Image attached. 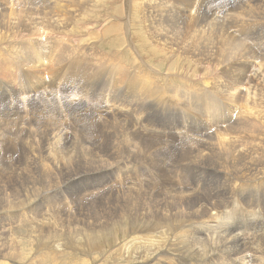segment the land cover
<instances>
[{"label":"rangeland","instance_id":"1","mask_svg":"<svg viewBox=\"0 0 264 264\" xmlns=\"http://www.w3.org/2000/svg\"><path fill=\"white\" fill-rule=\"evenodd\" d=\"M92 1L93 3L91 0H0V198L3 195H10L7 192L23 194L22 199L24 195L30 198L27 203L29 205L24 208H21L17 201L0 204V209H13L0 217V245L5 249L3 253L0 252V263L126 264L132 260L139 262L137 258L140 255L148 260L150 254L157 251L165 255L161 260L169 264H179V257L187 255L192 260L187 264H208L202 260L207 254L212 253L211 248L203 252L200 248V251H193V247L179 248L178 244L184 239L190 243L191 240L197 242L198 237H201L200 227L193 222V224L189 223L191 218L186 217V211L198 209L201 210L200 213H204L205 209L216 208L220 209V212L214 213L213 219L209 216L207 219L206 212L203 215L205 223L208 221V226L210 223L214 226L212 230L210 229L211 234L221 232L220 227L215 223L224 225L221 224L224 218L227 223L226 213L235 215L234 217L238 214L236 223L244 219L242 215L244 212H247L246 216L249 213L261 216L262 222L258 221L259 224L254 226L246 225V231L242 234L246 243L245 248L248 250L244 249L247 258L243 259L240 254L238 262L234 263L233 258H229L225 263L264 264V157L252 148L254 143L259 144V147L264 146V124L259 122L257 129L253 131V124L245 123L248 127H252L253 132H250L247 126L246 128L240 126L242 118L238 116L242 106L247 109L251 105L253 108H248V112L254 110V113L250 112L254 116L258 115L255 117H264V70L258 75L254 73V68L258 66L260 70L264 69L262 66L264 65V62L262 63L264 61V0H260L261 2L259 0H245V2L244 0H144V3L138 2L140 0ZM52 4H55V7L50 9ZM10 6L13 7L9 9ZM65 6L68 7V11ZM158 7L161 9L159 10ZM40 9L43 14L47 9L46 17L42 16ZM53 10L57 12L58 19L64 10L69 15L72 25L68 28L71 31L67 33L68 36H63L61 30L56 34L41 30L42 26L51 23L53 17L57 18ZM234 10L243 18L231 14ZM37 11L40 16L36 14ZM25 13L29 16L28 20ZM230 14L234 17L232 18ZM42 18H45L44 22ZM47 19L51 21L48 22ZM237 19H240L239 23L245 20L244 24L241 22L240 25ZM124 30L128 32L127 37H130L128 44H123V37L127 33ZM39 31H42L41 35ZM20 34L24 37L23 35L20 37ZM9 39L11 42L8 41ZM163 41H167L166 45L171 53L157 52ZM39 42L42 44V49L47 48L46 57L39 52L37 46ZM3 47L5 49H2ZM172 48L175 49H173L175 54L171 51ZM215 50L217 55L213 53ZM224 53L226 58L223 57ZM256 55L259 57V63L258 61L254 63L258 58ZM230 56L234 57L230 59L233 60L231 64ZM186 58L189 61H186ZM120 61L122 64L135 61L143 66L146 65L147 69H152L151 74L157 71L158 75L155 74L154 77L159 79V85L156 86L151 78L143 75L138 69L136 73L128 72ZM50 62L53 63L52 66ZM174 62L176 64H173ZM216 66L220 67L216 69ZM257 80L260 82L258 87L261 85V88L259 87L255 98H258L259 102L253 97L251 99L254 90L249 88L251 82H258ZM211 81L220 84L219 94H215L216 92L210 88L213 95H209L206 90L193 86ZM135 82L140 91L136 95L146 103L142 100L140 103L136 101L132 89L126 88L129 83L136 87ZM36 83L43 87L30 89V85ZM166 85H170V88L164 90L162 87ZM233 86L235 87L232 89ZM243 86L248 88L246 91L248 104L242 101L243 96L237 91ZM227 87L234 90V107L226 103L224 89ZM17 89H19L18 95L9 99V90L14 93ZM4 91H6L5 95H3ZM239 95L241 97L240 99L238 97L237 101L240 103L236 102V96ZM254 101H257V106ZM259 103L262 105L261 107L259 105L260 110L257 109ZM238 105L240 107H237ZM89 111L93 116L95 115L92 122L76 121L74 113L78 115L80 112H85L87 117ZM216 112L220 115L213 122H208L207 118L213 117ZM138 114L142 116L136 119ZM62 134L66 137L73 135L72 138L75 139V143L78 142L82 150L73 148L69 144L71 142L66 141ZM258 135L262 136L263 145L260 143L262 138ZM54 137L57 138L54 140ZM242 139L245 141L243 142ZM257 149L260 151L261 148ZM47 150L55 153L57 158L55 161L61 159V163L54 165L52 159L48 158ZM81 154L86 159L85 164L73 166L69 163L68 155L77 157ZM33 166L36 167L37 174H42H34L30 179V176L25 175L35 172ZM68 167L73 170L70 173L74 175L92 169L95 171L94 168L99 170L81 174L82 178L76 183L64 188L63 184H60L61 177H64L62 176L64 172L66 175ZM214 170H221L228 177L216 179L211 176L217 173ZM34 178L38 182H32ZM49 179L55 184L58 183L54 190L49 193L41 190L38 196L33 195L34 189L43 188ZM216 182L229 184L230 186L227 185L229 188L232 186L228 198H219L220 202L222 200L221 205L218 204L219 199L209 198V195L217 190L214 185ZM165 200L173 201L181 221L180 218L171 215L168 209H161ZM176 202L187 203L189 207L178 208ZM232 223L233 220L228 223V227L239 231V228ZM168 224H171L170 227ZM189 226L193 230L192 235ZM155 227L159 230H155ZM248 233L250 236H247ZM251 242L256 246H252ZM57 245L59 249L53 251ZM177 248L179 250L175 251ZM225 254L223 251L222 255ZM218 261L224 262L219 256Z\"/></svg>","mask_w":264,"mask_h":264},{"label":"bare ground","instance_id":"2","mask_svg":"<svg viewBox=\"0 0 264 264\" xmlns=\"http://www.w3.org/2000/svg\"><path fill=\"white\" fill-rule=\"evenodd\" d=\"M18 1V0H17ZM28 1V0H27ZM58 1V0H57ZM79 1H81V0H79ZM90 1V0H89ZM101 1V0H100ZM129 1V0H128ZM153 1V0H152ZM151 1V2H152ZM190 1V0H189ZM257 1V0H256ZM69 2V1H68ZM91 2L93 3V1L91 0ZM127 2V1H126ZM138 2H141V3H144V0H140V1H138ZM166 2V1H165ZM244 2H245V0H244ZM253 2V1H252ZM259 2H261L260 0H259ZM59 3V2H58ZM71 3V2H70ZM114 3V2H113ZM116 3V2H115ZM148 3H150V2H148ZM168 3H171V2H168ZM173 3V2H172ZM254 3V2H253ZM45 4V3H44ZM56 4V3H55ZM55 4H52V7L50 8V9H52V8H54L55 6ZM59 4H61V3H59ZM109 4V3H108ZM121 4V3H120ZM133 4V3H132ZM156 4V3H155ZM244 4H246V3H244ZM250 4V3H249ZM248 4V5H249ZM256 4V3H255ZM11 5V4H10ZM42 5H43V3H42ZM42 5H41V7H42ZM51 5V4H50ZM57 5V4H56ZM111 5V4H110ZM130 5H131V3H130ZM134 5V4H133ZM137 5H138V3H137ZM171 5V4H170ZM242 5H243V3H242ZM247 5V4H246ZM252 5V4H251ZM47 6V5H46ZM54 6V7H53ZM63 6V5H62ZM88 6V5H87ZM13 7V6H12ZM11 6L9 7V9H11L12 8ZM43 7H45V6H43ZM50 7V6H49ZM58 6H56V8H57ZM90 7V6H89ZM92 7V6H91ZM138 7V6H137ZM150 7V6H149ZM153 7H154V5H153ZM248 7V6H247ZM259 7V6H258ZM24 8V7H23ZM22 8V9H23ZM38 8V7H37ZM45 8H47V7H45ZM62 7H60V9H61ZM86 8V7H85ZM126 8V7H125ZM133 8H135V7H133ZM151 8V7H150ZM163 8V7H162ZM167 8H169V7H167ZM39 9V8H38ZM49 9V10H50ZM65 9H66V11H68V7L67 6H65ZM82 9V8H81ZM137 9V8H136ZM135 9V10H136ZM156 9V8H155ZM158 9H159V7H158ZM161 9V8H160ZM159 9V10H160ZM249 9V8H248ZM47 10V9H46ZM46 10H45V14H43L44 12L40 9V11H42V16L44 15L45 17H46ZM55 10V9H54ZM53 10V13H55V11ZM57 10H58V8H57ZM62 10H63V8H62ZM83 10H84V8H83ZM88 10V9H87ZM133 10V9H132ZM139 10V9H138ZM168 10V9H167ZM166 10V11H167ZM256 10V9H255ZM260 10V9H259ZM2 11H4V8H3V10ZM7 11V10H6ZM6 11H5V13H6ZM13 11V10H12ZM23 11H26V10H23ZM58 11H60V10H58ZM66 11L64 10L63 11V13L62 14H60V19H58V16H57V12L55 13L56 14V16H57V18H54L53 16V19H52V21H51V25L50 24H48V22H49V20H48V22H46V24H48L47 26L46 25H44V26H42V28H41V30L43 31V32H45L46 33V31H50V33L52 32V33H54V34H56L57 33V31H59V30H61L62 32V35L63 36H68V34L67 33H70L71 31L70 30H68V28L72 25V22H71V20L69 19L70 17H69V15L66 13ZM82 11V10H81ZM150 11V10H149ZM156 11V10H155ZM169 11V10H168ZM181 11V10H180ZM239 11V10H238ZM32 12V11H31ZM36 12V11H35ZM50 12V11H49ZM48 12V13H49ZM85 12V11H84ZM87 12H89V11H87ZM135 12V11H134ZM236 12V10H234V12H232L231 14H233L234 13V15L236 14L235 13ZM245 12V11H244ZM258 12V11H257ZM9 13H11L10 11H9ZM12 13H14V12H12ZM50 13H52V11L50 12ZM124 13V12H123ZM131 13V12H130ZM138 13V12H137ZM143 13V12H142ZM154 13V12H153ZM179 13V12H178ZM198 13H199V11H198ZM15 14V13H14ZM24 14V13H23ZM30 14V13H29ZM31 14H35V13H31ZM36 14H38V11H37V13ZM40 14V13H39ZM38 14V15H39ZM81 14H84V13H81ZM126 14V13H125ZM147 14V13H146ZM175 14V13H174ZM186 14V13H185ZM193 14V13H192ZM230 14V15H231ZM4 15V14H3ZM21 15V14H20ZM25 15H26V13H25ZM53 15V14H52ZM58 15H59V13H58ZM71 15V14H70ZM130 15V14H129ZM131 15H132V13H131ZM136 15H138V14H136ZM157 15V14H156ZM161 15H162V13H161ZM160 15V16H161ZM230 15H229V17H230ZM8 16V15H7ZM18 16V15H17ZM26 16H28V15H26ZM40 16V15H39ZM38 16V17H39ZM48 16H50V15H48ZM47 16V17H48ZM77 16V15H76ZM126 16V15H125ZM125 16H124V18H125ZM151 16V15H150ZM149 16V17H150ZM153 16V15H152ZM251 16V15H250ZM33 17H35V16H33ZM32 17V18H33ZM38 17H35V18H38ZM69 17V18H68ZM78 17V16H77ZM204 17V16H203ZM231 17H232V15H231ZM234 17V16H233ZM232 17V18H233ZM235 17H240V18H243V16L241 17L240 16V13H237L236 15H235ZM7 18V17H6ZM13 18V17H12ZM24 18H26V17H24ZM28 18H29V16L27 17V20H28ZM41 18V17H40ZM49 18H51V16L49 17ZM142 18H144V17H142ZM148 18V17H147ZM245 18V17H244ZM43 19V22L45 21V18H42ZM77 20V18H74V20ZM79 19V18H78ZM181 19V18H180ZM205 19V21H206V18H204ZM217 19H219L218 17H217ZM231 19V18H230ZM249 19V18H248ZM248 19H246V20H248ZM26 19H25V21H27ZM33 20V19H32ZM73 20V21H74ZM81 20V19H80ZM125 20V19H124ZM147 20V19H146ZM221 20V19H220ZM232 20V19H231ZM230 20V21H231ZM236 20V19H235ZM238 20V23H239V20L240 19H237ZM251 20V19H250ZM254 20V19H253ZM256 20V19H255ZM6 21V20H5ZM13 21H14V19H13ZM12 21V22H13ZM19 21V20H18ZM36 21V20H35ZM34 21V23H37V22H35ZM37 21H38V19H37ZM42 20H40V22H41ZM164 21V20H163ZM223 21V20H222ZM243 21H245V20H243ZM243 21H241V22H243ZM249 21V20H248ZM16 22V21H15ZM32 22V21H31ZM30 22V23H31ZM128 22V21H127ZM151 22V21H150ZM191 22H192V19H191ZM215 22V21H214ZM221 22V21H220ZM224 22V21H223ZM240 22V23H241ZM256 22H258V21H256ZM19 23V22H18ZM33 23V22H32ZM115 23V22H114ZM125 23V22H124ZM160 23V22H159ZM166 23V22H165ZM213 23V22H212ZM216 23V22H215ZM219 23V22H218ZM234 23V22H233ZM239 23V24H240ZM15 25H17L16 23H14ZM28 24H29V22H28ZM122 24V23H121ZM141 24V23H140ZM152 24H153V22H152ZM172 24V23H171ZM192 24V23H191ZM223 24V23H222ZM243 24H244V22H243ZM251 24H252V22H251ZM13 25V24H12ZM19 25V24H18ZM27 25V24H26ZM41 25V24H40ZM74 25V24H73ZM158 25V24H157ZM162 25H164V24H162ZM208 25V24H207ZM219 25V24H218ZM217 25V26H218ZM224 25V24H223ZM241 25V24H240ZM248 25V24H247ZM28 26V25H27ZM36 26V25H35ZM34 26V27H35ZM39 26V24L37 25V27ZM100 26V25H99ZM123 26H124V24H123ZM129 26V25H128ZM135 26H137V25H135ZM143 26H145L144 24H143ZM191 26V25H190ZM202 26V25H201ZM231 26V25H230ZM237 26H239V25H237ZM18 27V26H17ZM17 27H16V29H17ZM25 27V26H24ZM41 27V26H40ZM79 27V26H78ZM142 27V26H141ZM148 27V26H147ZM195 27V26H194ZM233 27V26H232ZM259 27H262V26H259ZM5 28V27H4ZM72 28V27H71ZM70 28V29H71ZM129 28V27H128ZM150 28V27H149ZM237 28V27H236ZM13 29V28H12ZM29 29V28H28ZM31 29V28H30ZM79 29V28H78ZM191 29V28H190ZM210 29V28H209ZM214 29V28H213ZM231 29V28H230ZM38 30H40V28L38 29ZM126 30H128L127 29V27H126ZM126 30H124V31H126ZM143 30V29H142ZM201 30V29H200ZM206 30V29H205ZM226 30V29H225ZM232 30V29H231ZM233 30H234V27H233ZM6 31V30H5ZM14 31H15V29H14ZM31 31V30H30ZM35 31V30H34ZM41 31V32H42ZM186 31H187V29H186ZM190 31V30H189ZM192 31V30H191ZM202 31V30H201ZM207 31V30H206ZM222 31V30H221ZM6 32H8V31H6ZM11 32H13V31H11ZM36 32V31H35ZM38 32V31H37ZM40 32V31H39ZM41 32L39 33L40 35H41ZM60 32V31H59ZM82 32V31H81ZM127 32V31H126ZM125 32V33H126ZM145 31H143V33H144ZM199 32V31H198ZM212 32V31H211ZM216 32V31H215ZM223 32V31H222ZM20 33V32H19ZM31 33V32H30ZM101 33V32H100ZM156 33V32H155ZM161 33V32H160ZM200 33V32H199ZM198 33V34H199ZM214 33V32H213ZM17 34H18V32H17ZM24 34V33H23ZM23 34H20L19 36L21 37V35H23ZM32 34V33H31ZM37 34V33H36ZM35 34V35H36ZM43 34V33H42ZM53 34V35H54ZM128 32L126 33V35H124V37H123V44H128V42L130 41V37H127L128 35ZM159 34V33H158ZM188 34V33H187ZM190 34V33H189ZM203 34V33H202ZM206 34H208V32H206ZM205 34V35H206ZM16 35V34H15ZM14 35V36H15ZM71 35V34H70ZM204 35V36H205ZM212 35V34H211ZM13 36V37H14ZM84 36V35H83ZM144 36V35H143ZM208 36H210L209 34H208ZM222 36V35H221ZM225 36H226V34H225ZM23 37H24V35H23ZM31 37H32V35H31ZM82 37V36H81ZM114 37V36H113ZM145 37V36H144ZM193 37V36H192ZM195 37H197V36H195ZM211 37V36H210ZM134 38V37H133ZM170 38V37H169ZM219 38V37H218ZM87 39V38H86ZM146 39V38H145ZM200 39V38H199ZM30 40H31V38H30ZM85 40V39H84ZM144 40V39H143ZM154 40V39H153ZM152 40V41H153ZM173 40V39H172ZM188 40V39H187ZM210 40V39H209ZM231 40H233V39H231ZM1 41V40H0ZM2 41H3V39H2ZM8 41H10V39L8 40ZM39 41V40H38ZM88 41V40H87ZM100 41V40H99ZM98 41V42H99ZM132 41H133V39H132ZM131 41V42H132ZM136 41V40H135ZM145 41V40H144ZM190 41V40H189ZM195 41H196V38H195ZM219 41V40H218ZM224 41V40H223ZM226 41V40H225ZM5 42V41H4ZM11 42V41H10ZM126 42V43H125ZM167 42V41H166ZM166 42L165 41H163V43H161V47L158 49V48H155V49H158L157 50V52H160V53H163L164 54V52L165 53H168V52H170L169 51V49H168V47H167V45H166ZM213 42V41H212ZM216 42V41H215ZM231 42V41H230ZM234 42V41H233ZM238 42V41H237ZM1 43V42H0ZM79 43V42H78ZM159 43V42H158ZM203 43V42H202ZM207 43V42H206ZM210 43V42H209ZM222 43V42H221ZM221 43H219V44H221ZM236 43V42H235ZM239 43V42H238ZM16 44V43H15ZM43 44H44V42H43ZM98 44V43H97ZM195 44V43H194ZM213 44V43H212ZM223 44H224V42H223ZM240 44V43H239ZM96 45V44H95ZM150 45H152V44H150ZM172 45V44H171ZM204 45H206V44H204ZM208 45V44H207ZM217 45V44H216ZM237 45V44H236ZM37 46L39 47V52L44 56V57H46L47 55H46V49L47 48H43L42 49V44H41V42H39L38 44H37ZM44 46V45H43ZM62 46V45H61ZM176 46V45H175ZM197 46V45H196ZM214 46V45H213ZM237 46H239V45H237ZM64 47V46H63ZM151 48H152V46H150ZM172 47H173V45H172ZM235 47V46H234ZM243 47H244V45H243ZM242 47V48H243ZM60 48V47H59ZM62 48V47H61ZM124 48V47H123ZM198 48H199V46H198ZM202 48V47H201ZM207 48V47H206ZM220 48V47H219ZM230 48H232V47H230ZM229 48V49H230ZM2 49H5L4 47L2 48ZM91 49V48H90ZM131 49V48H130ZM174 48H172V52L175 50H173ZM209 49V48H208ZM224 49H225V46H224ZM227 49H228V47H227ZM226 49V51L228 52V50ZM238 49H240V47L238 48ZM8 50V49H7ZM37 50V49H36ZM63 50H66V49H63ZM178 50V49H177ZM210 50V49H209ZM213 50V49H212ZM244 50V49H243ZM247 50H249V49H247ZM247 50H245V52L247 51ZM53 51V50H52ZM68 51V50H67ZM66 51V53H67V55H68V52ZM194 51V50H193ZM217 50H215L213 53H215ZM225 51V50H224ZM231 51H232V49H231ZM234 51V50H233ZM240 51V50H239ZM54 52V51H53ZM62 52V51H61ZM74 52H75V50H74ZM73 52V53H74ZM84 52V51H83ZM122 52V51H121ZM132 52V51H131ZM136 52V51H135ZM134 52V53H135ZM181 52V51H180ZM180 52H178V53H180ZM203 52V51H202ZM206 52V51H205ZM234 52H236V49H235V51ZM2 53V52H1ZM56 53V52H55ZM78 53V52H77ZM82 53V52H81ZM171 53V52H170ZM244 53V52H243ZM59 54V53H58ZM121 54V53H120ZM154 55H155V51H154V53H153ZM152 54V55H153ZM173 54H175L174 52H173ZM194 54V53H193ZM218 54H219V51H218ZM233 54V53H232ZM235 54V53H234ZM240 54V53H239ZM254 54V53H253ZM12 55V54H11ZM65 55V54H64ZM177 55V54H176ZM175 55V56H176ZM179 55V54H178ZM212 55H214V54H212ZM215 55H217V53H215ZM228 55V54H227ZM236 55V54H235ZM245 55V54H244ZM252 55V54H251ZM90 56V55H89ZM115 56H116V54H115ZM135 57H136V55H134ZM161 56V55H160ZM160 56H158V57H160ZM167 56V55H166ZM165 56V57H166ZM174 56V57H175ZM179 56H181V54L179 55ZM179 56H178V58H179ZM210 56V55H209ZM219 56V55H218ZM223 56V55H222ZM234 56V55H233ZM240 56V55H239ZM246 56H247V53H246ZM245 56V57H246ZM250 56V55H249ZM253 56V55H252ZM257 56V55H256ZM63 57V56H62ZM61 57V58H62ZM163 57V56H162ZM189 57V56H188ZM224 58H226V56H225V53H224V56H223ZM235 57V56H234ZM234 57H231L230 56V58H229V60L231 59V58H234ZM258 57V56H257ZM256 57V58H257ZM121 58H122V56H121ZM140 58V57H139ZM236 58V57H235ZM251 58V57H250ZM249 58V59H250ZM45 59V58H44ZM49 59V58H48ZM53 59V58H52ZM160 59H162L161 57H160ZM166 59V58H165ZM174 59V58H173ZM189 60H190V57L188 58ZM187 58H186V61L188 60ZM192 59V58H191ZM217 59H219V58H217ZM258 59H259V57L254 61V63L256 62V61H258ZM261 59H263V58H261ZM58 60V59H57ZM61 60V59H60ZM90 60V59H89ZM113 60V59H112ZM137 60V59H136ZM135 60V61H136ZM167 60V59H166ZM185 60V59H184ZM188 60V61H189ZM215 60V59H214ZM222 60V59H221ZM224 60V59H223ZM226 60L227 59H225V62H226ZM229 60H228V63H229ZM234 60H238V59H234ZM264 60V59H263ZM52 61H54V60H52ZM116 61H118V59H116ZM135 61H133L132 63H128V64H122L121 63V61H120V63L122 64V67L124 66V68H125V70H127L128 72H135L136 73V69H138V70H140V72H142V74L143 75H146L147 77H149V78H151V80L152 81H154L155 82V84H156V86L157 85H159V83H158V80L159 79H157L156 77H154L155 76V74H157L158 75V73H157V71L155 72V73H153V74H151L152 73V69H147L145 66H143V64H138L137 62H135ZM139 61V60H138ZM165 61V60H164ZM172 61V60H171ZM204 61V60H203ZM206 61V60H205ZM233 61V60H232ZM231 60H230V64H231V62H232ZM251 61V60H250ZM45 62V61H44ZM60 62V61H59ZM179 62V61H178ZM207 62H209V61H207ZM238 62V61H237ZM245 62H247V61H245ZM264 61H262V63H263ZM117 63V62H116ZM116 63H114V64H116ZM144 63V62H143ZM189 63V62H188ZM243 63V62H242ZM258 63H259V61H258ZM261 63V62H260ZM50 66H52L53 65V63H51L50 62ZM92 64V63H91ZM138 64V65H137ZM161 64V63H160ZM173 64H176V62H174ZM172 63H171V65H173ZM181 64H182V61H181ZM186 64V63H185ZM191 64V63H190ZM208 64H210V63H208ZM218 64L220 65V63H219V61H218ZM225 64V63H224ZM229 64V65H230ZM239 64V63H238ZM253 64V63H252ZM128 65H131V66H128ZM168 65H169V63H168ZM179 65V64H178ZM233 65V64H232ZM231 65V66H232ZM8 66V65H7ZM27 66V65H26ZM164 66V65H163ZM176 66V65H175ZM182 66V65H181ZM206 66H208V65H206ZM212 66V65H211ZM211 66H210V68H211ZM213 66H215V64L213 65ZM212 66V67H213ZM223 66V65H222ZM225 66V65H224ZM227 66H228V64H227ZM242 66V65H241ZM252 66V65H251ZM254 66V65H253ZM256 66V65H255ZM262 66H264V65H262ZM121 67V68H122ZM178 67V66H177ZM204 67V66H203ZM220 67V66H219ZM218 66H216L215 68L217 69V68H219ZM244 67V66H243ZM250 67V66H249ZM87 68V67H86ZM168 68H169V66H168ZM168 68H166L168 71H169V69ZM182 68V67H181ZM205 68V67H204ZM209 68V69H210ZM224 68V67H223ZM174 69H175V67H174ZM178 69V68H177ZM213 69V68H212ZM215 69V70H216ZM253 69V68H252ZM255 70H254V73H256V75H258V74H261L262 72H263V70L264 69H262V70H260V68H259V66H258V68H254ZM183 70V69H182ZM221 70V69H220ZM246 70V69H245ZM249 70V69H248ZM87 71V70H86ZM155 71V70H154ZM175 71V70H174ZM184 71V70H183ZM224 71V70H223ZM249 71H251V70H249ZM248 71V72H249ZM262 71V72H261ZM213 72H214V70H213ZM175 73V72H174ZM173 73V74H174ZM222 73V72H221ZM12 74H13V72H12ZM131 74V73H130ZM217 74V73H216ZM238 74H240V73H238ZM252 74V73H251ZM250 74V75H251ZM88 75V74H87ZM137 75H138V73H137ZM151 75H153L152 77H151ZM163 75V74H162ZM175 75V74H174ZM178 75V74H177ZM176 75V76H177ZM180 75V74H179ZM205 75H207V74H205ZM209 75H210V73H209ZM227 76L229 75V74H226ZM244 75V74H243ZM242 75V76H243ZM249 75V76H250ZM183 76V75H182ZM181 76V77H182ZM232 76H234V75H232ZM237 76V75H236ZM263 76V75H262ZM158 77V76H157ZM164 77V76H163ZM166 77H168V76H166ZM217 77H218V75H217ZM252 77H253V75H252ZM143 78V77H142ZM170 78H171V76H170ZM221 78V77H220ZM227 78V77H226ZM86 79V78H85ZM167 79V78H166ZM200 79V78H199ZM161 80V79H160ZM170 80V79H169ZM230 80V79H229ZM237 80V79H236ZM253 80V79H252ZM76 81V80H75ZM149 81V80H148ZM167 81V80H166ZM165 81V82H166ZM208 81V80H207ZM222 81V80H221ZM233 81V80H232ZM235 81V80H234ZM238 81V80H237ZM258 81V80H257ZM145 82V81H144ZM133 83V82H132ZM132 83H129L128 84V86L126 87V88H128V89H132V92H133V98L136 100V101H138L139 103L141 102V100L142 99H140V97L139 96H137L136 94H137V92L139 91L138 89H137V84H136V82H135V84H136V87H133L132 86ZM146 83H147V81H146ZM150 83V82H149ZM226 83V82H225ZM241 83V82H240ZM258 83H260L259 81L258 82H251V87H249L251 90H252V88H253V90L254 91H252L253 93H252V95H251V99H252V97L256 100L257 99V101L259 102L260 100L258 99V98H255L256 97V95H257V92L259 91V87L261 88V85L258 87ZM262 83V82H261ZM264 83V82H263ZM153 84V83H152ZM166 84V83H165ZM236 85H238V84H236ZM264 85V84H263ZM14 86H15V84H14ZM17 87H18V85H16ZM192 86V85H191ZM193 86H198V87H200V88H202L203 90H206L207 92H208V94L209 95H211L213 92H212V90H214L216 93L215 94H219V90H221L220 89V84L218 83V82H201L199 85L198 84H195V85H193ZM43 87V86H42ZM38 83H36V84H34V85H30V89H36V88H42ZM161 87V86H160ZM190 86H186V88H189ZM235 86H233L232 87V89L234 88ZM18 88H20V87H18ZM150 88V87H149ZM164 90H167V89H169L170 88V85H166L165 87H162ZM190 88H192V87H190ZM212 90H211V89ZM141 89V88H140ZM148 89V88H147ZM146 89V90H147ZM248 88H247V86L244 88V86L241 88H239L237 91H238V93L241 95V96H243V102H247V104H248V102H249V98H248V95H247V92L246 91H248L247 90ZM145 90V89H144ZM226 92V98H225V100H226V103L228 104H230L231 105V107H234V104L235 103H233V101L235 100L234 98H235V96H234V90H231V88H228L227 87V89H224ZM10 91V96H9V99H13L14 97H16L17 95H18V93H19V89H17L16 90V92H12L11 90H9ZM250 91V90H249ZM264 91V90H263ZM140 92V91H139ZM141 92H142V94L144 95V92L141 90ZM251 92V91H250ZM261 92H262V90H261ZM260 92V93H261ZM263 93V92H262ZM6 94V91H4V93H3V95H5ZM129 94V93H128ZM251 94V93H250ZM14 95H16V96H14ZM23 95V94H22ZM139 95V94H138ZM146 95V94H145ZM213 95V94H212ZM236 96V102H239V101H237V99H238V97H239V99H240V97L241 96ZM131 96V95H130ZM264 96V95H263ZM149 97V96H148ZM152 97V96H151ZM259 97V96H258ZM118 98V97H117ZM132 98V97H131ZM216 98V97H215ZM147 100L149 99V98H146ZM204 99V98H203ZM47 100V99H46ZM202 100V99H201ZM206 100V99H205ZM142 101H144V100H142ZM241 101V102H242ZM257 101L255 102L256 103V106H257ZM11 102V101H10ZM135 102V101H134ZM145 102V101H144ZM250 102H251V100H250ZM254 102H252V105L254 104ZM137 103V102H136ZM146 103V102H145ZM240 103V102H239ZM121 104V103H120ZM137 105V104H136ZM217 105V104H216ZM241 105H242V103H241ZM259 105H260V103L258 104V110H260L259 108L262 106V105H260V107H259ZM131 106V105H130ZM145 106V105H144ZM246 106H248V105H246ZM254 106V105H253ZM125 107V106H124ZM132 107V106H131ZM136 107H138V105L136 106ZM143 107V106H142ZM236 107V106H235ZM237 107H240V105H238ZM245 107V106H244ZM243 106H242V108H241V111H240V113H238V116L239 117H241L242 119H241V123H240V126H242L243 128H246V126H247V124H245V123H249L250 125H251V123L253 124V126H254V129H253V131H255L256 129H257V127H258V124H259V122H261L262 124H264V117H260V118H257V117H255L253 114H251V112H253L252 110H250L249 112L247 111V110H249L250 108L252 109L253 107L250 105V108L248 109H246V108H244ZM71 108V107H70ZM76 109V108H75ZM112 109H114V108H112ZM117 109H118V106H117ZM120 109V108H119ZM127 109V108H126ZM126 109H124V111L126 110ZM263 109V108H262ZM38 110V109H37ZM115 110V109H114ZM121 110V109H120ZM120 110H118V111H120ZM257 110V111H258ZM35 111H36V109H35ZM39 111V110H38ZM43 111V110H42ZM88 111V110H87ZM123 111V112H124ZM128 111V110H127ZM255 111H256V109H255ZM264 111V110H263ZM263 111H261V112H263ZM76 112V111H75ZM259 112V111H258ZM128 113H129V111H128ZM217 113L218 112H216V113H214L212 116L213 117H208L207 119H208V122H213V120L217 117V116H219L220 114H218L217 115ZM254 113V112H253ZM255 113H257V112H255ZM127 114V113H126ZM208 114H210V112H208ZM33 115V114H32ZM74 115H75V119H76V121L77 120H79V122H80V120H85V122H92L93 121V119H94V117H95V115L93 116V113H90V111H89V114L87 115V117H86V114H85V112H80L78 115H76L75 113H74ZM140 115L141 114H138L137 116H136V119H138L139 117H140ZM25 116V115H24ZM36 116H37V114H36ZM76 116H78V117H76ZM142 116V115H141ZM258 116V115H257ZM133 117H135V116H133ZM5 118V117H4ZM12 118V117H11ZM86 118V119H85ZM143 118H144V116H143ZM13 119V118H12ZM21 119V118H20ZM37 119V118H36ZM145 121V120H144ZM251 122V123H250ZM22 123V122H21ZM53 124V123H52ZM144 124V123H143ZM257 124V125H256ZM15 125V124H14ZM27 126V125H26ZM248 127V126H247ZM21 128V127H20ZM28 128V127H27ZM31 128V127H30ZM249 128V131L250 132H253V131H251V128L252 127H248ZM36 129H38V128H36ZM96 129V128H95ZM98 129V128H97ZM26 130V129H25ZM94 130V129H93ZM33 131V130H32ZM60 131V130H59ZM238 131V130H237ZM245 130H243V132H244ZM30 132V131H29ZM42 132V131H41ZM64 132H66V131H64ZM231 132V131H230ZM59 133V132H58ZM68 133V132H67ZM245 133V132H244ZM219 134V133H218ZM221 134H223L222 132H221ZM227 134H229V133H227ZM250 134V133H249ZM256 134H257V132H256ZM256 134H255V136H256ZM261 134V133H260ZM63 136H65L64 134H62ZM68 135H69V133H68ZM68 135H67V137L65 136V138H66V141H70L71 143H69L73 148H77V149H79V150H82L81 149V147H79V145L77 144L78 142H76L75 143V139L74 138H72L73 137V135L71 136V137H68ZM253 135H254V133H253ZM43 136V135H42ZM59 136H61V134H59ZM198 136V135H197ZM227 136V135H226ZM238 136V135H237ZM254 136V137H255ZM259 137L261 136V135H258ZM204 137V136H203ZM216 137V136H215ZM253 137V136H252ZM57 137H54V140L56 139ZM72 138V139H71ZM227 138H228V136H227ZM250 138V137H249ZM258 138V137H257ZM260 138H262V136L260 137ZM264 138V137H263ZM263 138L261 139V141H260V143H262V145H263V142H262V140H263ZM71 139V140H70ZM259 139V138H258ZM36 140H37V138H36ZM210 140V139H209ZM209 140H208V142H209ZM212 140H214V139H212ZM226 140V139H225ZM230 140V139H229ZM237 140H238V138H237ZM239 140H241V139H239ZM243 140V139H242ZM247 140V139H246ZM60 141V140H59ZM78 141V140H77ZM234 141H235V139H234ZM245 141V139L243 140V142ZM54 142V141H53ZM208 142H207V145H208ZM217 142V141H216ZM239 142H241V141H239ZM226 143H228V142H226ZM203 145H204V142L202 143ZM205 144H206V142H205ZM210 144V143H209ZM218 144H221V143H218ZM232 144V143H231ZM234 144V143H233ZM239 144V143H238ZM256 143H254V146L252 147L253 148V150L255 149V151L257 150L259 153H260V155H261V157H264V146L263 147H259L257 144L255 145ZM68 145V144H67ZM206 145V146H207ZM236 145H237V142H236ZM261 145V146H262ZM210 146V149L212 148L211 147V145H209ZM208 146V147H209ZM219 146V145H218ZM238 147H239V145H238ZM238 147H236V148H238ZM177 148V147H176ZM206 148V147H205ZM232 148V147H231ZM257 148H261L260 149V151H259V149H257ZM100 149V148H99ZM209 149V150H210ZM222 149V148H221ZM220 149V150H221ZM120 150V149H119ZM225 150V149H224ZM7 151V150H6ZM191 151V150H190ZM201 151V150H200ZM205 151V150H204ZM235 151V150H234ZM177 152V151H176ZM175 152V153H176ZM193 152V151H192ZM196 152H197V150H196ZM199 152V151H198ZM208 152V151H207ZM212 152V151H211ZM249 152V151H248ZM169 153H171V152H169ZM201 153V152H200ZM205 154H206V152H204ZM229 152H227V154H228ZM251 153H252V151H251ZM258 153V154H259ZM47 154H48V158L50 157L51 159H52V161L54 162L53 164L54 165H56V164H59V162H60V160L59 161H55V158H56V154L55 153H53L52 151H49V150H47ZM189 154H190V152H189ZM196 154V153H195ZM210 154V153H209ZM208 154V155H209ZM226 154V155H227ZM232 154V153H231ZM230 154V155H231ZM238 154V153H237ZM177 155V154H176ZM183 155V154H182ZM185 155V154H184ZM183 155V156H184ZM202 155V154H201ZM211 155V154H210ZM209 155V156H210ZM246 155V154H245ZM33 156V155H32ZM69 156V163H71V165H73V166H77V165H79V164H82V163H84L85 164V162H84V160H86L85 159V157H84V155L83 154H81V155H79V156H77V157H74V156H71V155H68ZM193 156H195V155H193ZM192 156V157H193ZM259 156V155H258ZM88 157V156H87ZM155 157V156H154ZM163 157H164V155H163ZM163 157H162V159H163ZM204 157H207V156H204ZM252 157V156H251ZM30 158H31V155H30ZM38 158V157H37ZM44 158H46V157H44ZM49 158V159H50ZM189 158V157H188ZM247 158V157H246ZM245 158V159H246ZM38 159H40V158H38ZM47 159V158H46ZM57 159V158H56ZM165 159V158H164ZM186 159V158H185ZM250 159V158H249ZM255 159H256V157H255ZM254 159V160H255ZM260 159V158H259ZM3 160V159H2ZM27 160V159H26ZM66 160V159H65ZM89 160V159H88ZM92 160V159H91ZM95 160V159H94ZM193 160V159H192ZM195 160V159H194ZM251 160V159H250ZM42 161H43V159H42ZM41 161V162H42ZM185 161V160H184ZM186 161H187V159H186ZM208 161V160H207ZM245 161V160H244ZM256 161H258V160H256ZM33 162V161H32ZM40 162V163H41ZM96 162H100V161H96ZM118 162V161H117ZM247 162V161H246ZM28 163V162H27ZM27 163H25V164H27ZM61 163V162H60ZM63 163V162H62ZM94 163H95V161H94ZM234 163V162H233ZM32 164V163H31ZM42 164V163H41ZM67 164V163H66ZM167 164V163H166ZM187 164V163H186ZM211 164V167H212V163H210ZM244 164V163H243ZM40 165V164H39ZM92 165V164H91ZM101 165V164H100ZM169 165V164H168ZM167 165V166H168ZM215 165V164H214ZM235 165V164H234ZM247 165V164H246ZM27 166V165H26ZM57 166V165H56ZM60 166V165H59ZM73 166H70L72 169H74V167ZM110 166V165H109ZM109 166H107V167H109ZM232 166V165H231ZM236 166V165H235ZM30 167V166H29ZM107 167H106V169H107ZM202 167V166H201ZM32 168H34V171L35 172H33V174H31L30 175V173L31 172H29L27 175H25V176H30V179L32 178V175H34V174H37L36 173V167L35 166H33ZM66 168V167H65ZM254 168V166H252V169ZM260 168H261V166H260ZM264 168V167H263ZM20 169V168H19ZM72 169H70L69 167L67 168V172H66V175H65V172H64V174L62 175V176H64V177H61V183L60 184H63L62 185V187H64V188H68L71 184H74V183H76L80 178H82V176H80L81 174H85V173H90V172H95V171H98L99 169H96V168H94L95 169V171H93V169L91 170V171H89V172H85V171H82L81 173H78V174H76V175H74V174H71L70 173V171H73ZM104 169V168H103ZM214 169V168H213ZM219 169V168H218ZM241 169V168H240ZM250 169V168H249ZM62 170V169H61ZM157 170V169H156ZM214 171H216L217 173H213L211 176H213L214 178H219V177H223V178H227L228 176H225L226 174L224 173V172H222L221 170H214ZM241 171V170H240ZM263 171V170H262ZM26 172V171H25ZM44 172V171H43ZM243 172V171H242ZM253 172V171H252ZM251 172V173H252ZM257 172V171H256ZM38 173H40V172H38ZM204 173V172H203ZM239 173H241V172H239ZM42 174V173H41ZM41 174H37V175H41ZM48 174V173H47ZM246 174V173H245ZM244 174V175H245ZM50 175V174H49ZM241 175V174H240ZM243 175V174H242ZM204 176H205V173H204ZM262 176V175H261ZM245 178L244 179H246V175L244 176ZM249 177V176H248ZM97 178V177H96ZM95 178V179H96ZM106 178V177H105ZM208 178H210L209 176H208ZM242 178H243V176H242ZM237 179V178H236ZM251 179H253V178H251ZM254 179H255V177H254ZM43 180H45V179H43ZM90 180V179H89ZM214 180V179H213ZM227 180V179H226ZM262 180V179H261ZM91 181V180H90ZM153 181V180H152ZM219 181V180H218ZM242 181V180H241ZM246 181V180H245ZM32 182H38L37 181V179L36 178H34L33 180H32ZM44 182H46V181H44ZM111 182V181H110ZM154 182V181H153ZM222 182H223V180H222ZM222 182H216V183H214V185H215V187H216V192L215 193H211L210 195H209V198H211V199H219V198H228L229 196V194H231V191H232V186L229 188L227 185H229V184H227V185H224ZM230 182V181H229ZM233 182V181H232ZM248 182V181H247ZM250 182V181H249ZM254 182V181H253ZM256 182V181H255ZM155 183V182H154ZM225 183V182H224ZM236 183V182H235ZM242 183V182H241ZM54 184H55V182H53L51 179H49V182H47L46 183V185L45 186H43V188H41V189H38V188H36V189H34V191H35V193L33 194V195H35V194H37L36 196H38L40 193V191L41 190H46V192L47 193H49V192H51L52 190H54V188L58 185V183H56L55 184V186H54ZM113 184V183H112ZM250 184V183H249ZM133 185V184H132ZM176 185V184H175ZM110 186V185H109ZM230 186V185H229ZM105 187V186H104ZM100 189V188H99ZM108 189V188H107ZM94 190V189H93ZM158 190V189H157ZM138 191V190H137ZM148 191V190H147ZM234 191V190H233ZM239 191V190H238ZM7 193H10V195H3L1 198H0V204L1 205H4V204H7V203H12V202H15V201H17V203L18 204H20V206H21V208H24V207H26V206H28L29 204H27L29 201H30V198H27L28 197V195H24V198L22 199V195L23 194H19V195H16L14 192H7ZM39 193V194H38ZM235 193V192H234ZM104 194V193H103ZM169 194V193H168ZM35 196V197H36ZM180 196V195H179ZM205 196V195H204ZM173 197H174V195H173ZM180 197H182V196H180ZM187 197V196H186ZM207 197V196H206ZM189 198V197H188ZM231 199V198H230ZM32 201H34V200H32ZM219 201V203L218 204H222V200H221V202H220V199L218 200ZM215 203V202H214ZM209 205V204H208ZM31 206V205H30ZM176 206L178 207V208H186V207H189V205L187 204V203H180V202H176ZM20 208V209H21ZM193 208V207H192ZM196 208H198V207H196ZM205 208V207H204ZM161 209H168L169 211H170V213H171V215H173V216H176L177 217V219H179L180 217L179 216H177V212H178V209L175 207V204L173 203V201L172 200H165V202H164V205H163V207L161 208ZM200 209V208H199ZM13 209H6V208H1L0 209V217H2L4 214H5V212H8V211H12ZM199 211H201V210H194V211H190V210H188V211H186V217L187 218H191L190 220H191V222H189V223H195L197 226H199L200 227V229H201V231L199 232V236H201V237H198V240H197V242H195L194 240H191V243H190V241H188L187 239H184L180 244H178V246H179V248L180 247H184V248H187V246L188 247H193V251L195 250V251H200L199 250V248L201 249V251L203 252V250H207V249H209V248H211V251L210 252H212V253H209V254H207L205 257H204V259L202 260L203 262H206V263H208V264H210L211 262H213V264H226L225 262H228V259L229 258H233L232 259V261H234V263H235V261H239L240 260V258H238V255H240V254H242V256L240 255V257H242L243 259L246 257L245 255H246V253H244V249H246L245 248V245L244 244H246V243H244V236L242 235L243 234V232L244 231H246L245 230V226L246 225H248V224H252L253 226L254 225H258L259 224V222L258 221H261L260 220V218H261V216L260 215H254V213H253V215L252 214H250L249 213V215L248 216H246V213L247 212H244V213H242V215H243V217H244V219L242 220V221H240V222H237L236 223V221L238 220V214H236V216L237 217H234L235 215H229L228 213H226V215L225 216H228V217H226V220H228V222L226 223V221H225V218L223 219V221H222V223L221 224H224V225H218L217 223H215L218 227H220V230H221V232H218V233H215V234H217V235H215V234H211L210 233V229L212 230V228L214 227L211 223H210V225L208 226V224H207V222L205 223V219H204V217H203V215H204V213L206 212V218L207 219H209V217L211 218V219H213L212 217H213V214L214 213H217V212H220V209H205V212L203 213H200ZM248 211V210H247ZM257 212V211H256ZM185 213V212H184ZM260 213H262V212H260ZM231 214V213H230ZM263 214V213H262ZM261 214V215H262ZM30 216V215H29ZM181 216V215H180ZM185 216V215H184ZM184 216H183V218H182V220L184 219ZM209 216V217H208ZM16 217V216H15ZM231 217V218H230ZM167 218V217H166ZM186 218V219H187ZM165 220V219H164ZM233 220V223H232V225H235V226H237L238 228H239V231H238V229H234V228H232V227H228V223L229 222H231ZM16 221H18V220H16ZM179 221H181V218H180V220ZM186 221H188V220H185V222ZM264 221V220H263ZM183 222H184V220H183ZM262 222V221H261ZM17 223H19V222H17ZM31 223V222H30ZM161 223V222H160ZM163 223V222H162ZM192 223V224H193ZM209 223V222H208ZM159 224V223H158ZM184 224V223H183ZM191 224V225H192ZM162 225V224H161ZM169 225V224H168ZM171 225V224H170ZM170 225H169V227H170ZM179 225V224H178ZM186 225V224H185ZM196 225L194 226V227H196ZM227 225V227L225 228V226ZM158 226V225H157ZM165 226V225H164ZM159 227V226H158ZM168 227V226H167ZM191 226H189V228H190ZM193 227V226H192ZM198 227V228H199ZM177 228V227H176ZM14 229V228H13ZM19 229V228H18ZM159 230L160 229V227H159V229L157 228V227H155V230ZM162 229V228H161ZM169 229V228H168ZM186 229V228H185ZM191 230H189L190 231V234L192 235L193 234V230H192V228H190ZM174 230V229H173ZM173 230H171V231H173ZM170 231V230H169ZM175 231V230H174ZM188 231V230H187ZM188 231V232H189ZM264 231V230H263ZM48 232V231H47ZM181 232H182V230H181ZM177 233V232H176ZM175 233V234H176ZM183 233V232H182ZM253 233V232H252ZM181 234V233H180ZM254 234V233H253ZM261 234V233H260ZM196 235V234H195ZM245 235V234H244ZM181 236V235H180ZM247 236H250L249 235V233H248V235ZM9 237V236H8ZM12 237V236H11ZM196 236H194V238H195ZM174 238V237H173ZM179 238V237H178ZM48 239V238H47ZM169 239V238H168ZM9 240V239H8ZM150 241V240H149ZM156 240H154V242H155ZM172 241V240H171ZM26 242V241H25ZM66 242V241H65ZM174 242H175V240H174ZM1 243V242H0ZM163 243V242H162ZM166 243V242H165ZM173 243V242H172ZM149 244V243H148ZM253 243L251 242V245H252ZM257 244V243H256ZM7 245V244H6ZM250 245V244H249ZM255 245V244H254ZM254 245H252V246H254ZM21 246V245H20ZM256 246V245H255ZM262 246V245H261ZM264 246V245H263ZM9 246L7 245V248H8ZM12 247V246H11ZM17 247V246H16ZM55 247V246H54ZM6 248V247H5ZM51 248V247H50ZM179 248H177V249H175V251H178L179 250ZM248 248V247H247ZM260 248V247H259ZM258 248V249H259ZM9 249V248H8ZM7 249V250H8ZM17 249V248H16ZM52 249V248H51ZM59 249V245H57L54 249H53V251H57ZM263 249V248H262ZM5 249H4V246H2V245H0V252H2L3 253V251H4ZM247 250V249H246ZM250 250V249H249ZM254 250V249H253ZM17 251V250H16ZM223 251H225V255H222V252ZM248 251V250H247ZM50 252V251H49ZM173 252H174V250H173ZM260 253H262L261 252V250H260ZM15 254V253H14ZM22 254V253H21ZM78 254V253H77ZM250 254V253H249ZM255 254H256V251H255ZM70 255V254H69ZM194 255H196V254H194ZM202 255H203V253H202ZM214 255H217V257H214ZM17 256V255H16ZM15 256V257H16ZM21 256V255H20ZM23 256V255H22ZM163 256H165L163 253H161V252H159V253H157V251H155V252H153V253H151L150 254V258L148 259V260H146V257H145V259H143L142 257H141V255L137 258V259H139L140 261L139 262H135L134 260H132V261H130V262H127L126 264H169V263H167V262H164V260L162 259L161 260V257H163ZM218 256L224 261V262H220L219 263V261H218ZM64 257V256H63ZM175 257H177V255L175 256ZM179 257V256H178ZM10 258V257H9ZM41 258H43V257H41ZM247 258V257H246ZM11 259V258H10ZM21 259H22V257H21ZM256 259V258H255ZM9 260V259H8ZM40 260V259H39ZM253 260H254V258H253ZM257 260V259H256ZM18 261H20V260H18ZM27 261V260H26ZM30 261H32V260H30ZM42 261V260H41ZM45 261V260H44ZM190 261H192L191 260V257L190 256H181V257H179V264H187L188 262H190ZM16 262V261H15ZM22 262V261H21ZM29 262V261H28ZM59 262V261H58ZM257 262H258V260H257ZM243 263V262H242ZM246 263V262H245ZM262 263V262H261ZM0 264H6V263H4V262H2V263H0ZM8 264V263H7ZM61 264V263H60ZM258 264H259V262H258Z\"/></svg>","mask_w":264,"mask_h":264}]
</instances>
